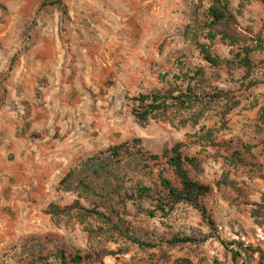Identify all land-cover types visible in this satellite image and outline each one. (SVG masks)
<instances>
[{"label": "rangeland", "instance_id": "obj_1", "mask_svg": "<svg viewBox=\"0 0 264 264\" xmlns=\"http://www.w3.org/2000/svg\"><path fill=\"white\" fill-rule=\"evenodd\" d=\"M50 1L55 0H0V264H58L59 250L90 252L80 225L64 219L55 226L45 209L77 199L73 188H62L59 181L94 156L108 163L110 178L117 177L126 190L135 183L157 185L159 171L175 183L163 161L144 165L123 149L117 157L108 152L122 143L145 155L183 143L181 151L199 161L195 169L187 165L190 175L210 188L199 200L215 232L188 205H177L166 217H150L149 201L138 203L122 193L114 202L118 217L133 236L155 247L131 245L126 254L92 256L81 264H241L229 251L241 248H226L221 241L264 253V224L253 217L264 194V131L254 127L264 104V53L251 54L250 78L258 84L249 88L242 70L210 67L184 37L187 25L203 21L206 2L195 19L194 0L46 4ZM228 5L238 31L264 43V5L256 0H228ZM202 41L224 59L236 52L217 38L212 44ZM200 68L211 85L232 91L239 101L225 126L214 113L200 121L221 146L202 148L191 141L199 126L136 121L131 97L184 87L181 75ZM245 146H252L250 152ZM234 152L242 162H229ZM79 201L91 207L89 200ZM174 235L207 238L173 248L159 241ZM257 261L254 254L245 263Z\"/></svg>", "mask_w": 264, "mask_h": 264}, {"label": "trees", "instance_id": "obj_2", "mask_svg": "<svg viewBox=\"0 0 264 264\" xmlns=\"http://www.w3.org/2000/svg\"><path fill=\"white\" fill-rule=\"evenodd\" d=\"M256 1L264 5V0ZM204 2H206L207 7L203 21L201 23L196 21L193 25H187L184 30V37L186 39L190 38L194 49L210 67H223L228 72L240 69L244 73V78H250L254 66L251 54L256 51L264 53V43L259 37H249L238 31L236 19L229 8L228 0H194L191 14L195 19ZM46 4L58 5L59 0L50 1ZM216 38L220 43L236 49L232 58L224 59L214 55L209 46L202 41L206 40L209 44H212ZM181 76L183 81L187 80L184 87L170 88L165 93L156 91L140 93L131 97L132 114L136 121L142 125L149 123L151 120H159L172 126H199V132L193 134L191 141L199 144L202 148L221 146V143L216 141L213 130L200 125V121L209 113H214L218 118V122L225 126L226 117L239 105V101L232 91L211 85L201 68L188 71L187 74ZM257 84L258 82L251 78L248 81L249 88ZM254 127L259 132L264 131V104L257 111ZM132 142L136 147L139 140L134 139ZM183 146L184 144L181 142L174 143L170 149L161 152L159 155H145L139 149L136 150V153H131L127 143L108 149V152L115 157L119 156L120 150L123 149L133 160L137 162L138 159L143 160L146 163L144 165H147L149 161L154 164L163 161L175 177V183L164 177L162 171H159L157 185L147 186L142 183H135V185L129 187V190H126L117 177L110 178V172L107 169L108 163L99 160L96 156L69 170L59 181V186L62 188L72 187L76 192L77 199L62 207L50 203L45 209V214L49 216L50 222L55 226L64 219L67 222L80 225L86 234L90 252L80 255L65 254L63 250H59L58 255H56L59 260L58 264H81L84 260H91L92 256L101 258L126 254L128 247L131 245L141 250L155 247L156 244L133 236L130 228L125 226L122 219L118 217L119 209L114 202L117 204L118 200H122V193L126 196L130 193V196L138 203L149 201L151 208L147 209L145 213L150 217H154L156 214L166 217L177 205H188L195 209L208 228L215 232L214 221L210 218L201 200H199L209 193L210 188L197 182L190 175L187 165L195 169L199 161L196 157L186 156L181 151ZM251 148L252 146H245V152H250ZM233 154L234 156H229L230 163L242 162L240 154L237 152ZM80 198L89 200L91 207H84L79 201ZM255 211L254 220L259 225H263L264 194ZM206 238L196 239L190 236L179 237L174 235L169 239L159 241L173 248L202 242ZM109 242L118 244V248L109 250L105 246ZM120 243L125 245L123 246ZM221 243L226 248L233 244L241 248V251L229 249L231 259L234 262L240 259L242 260L241 264H246L245 260L247 258L257 254V264H264V253L260 249L243 246V244L237 242L227 243L221 241Z\"/></svg>", "mask_w": 264, "mask_h": 264}]
</instances>
